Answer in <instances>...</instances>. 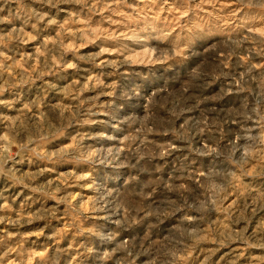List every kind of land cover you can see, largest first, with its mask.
<instances>
[{
  "label": "clouds",
  "instance_id": "obj_1",
  "mask_svg": "<svg viewBox=\"0 0 264 264\" xmlns=\"http://www.w3.org/2000/svg\"><path fill=\"white\" fill-rule=\"evenodd\" d=\"M0 264H264V0H0Z\"/></svg>",
  "mask_w": 264,
  "mask_h": 264
},
{
  "label": "rangeland",
  "instance_id": "obj_2",
  "mask_svg": "<svg viewBox=\"0 0 264 264\" xmlns=\"http://www.w3.org/2000/svg\"><path fill=\"white\" fill-rule=\"evenodd\" d=\"M19 203H20V202H18V206H19Z\"/></svg>",
  "mask_w": 264,
  "mask_h": 264
}]
</instances>
